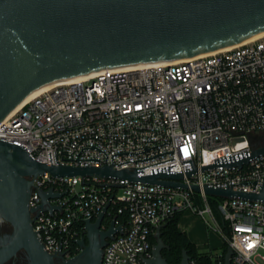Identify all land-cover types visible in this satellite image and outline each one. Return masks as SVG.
Here are the masks:
<instances>
[{"label":"built area","instance_id":"2783aa9c","mask_svg":"<svg viewBox=\"0 0 264 264\" xmlns=\"http://www.w3.org/2000/svg\"><path fill=\"white\" fill-rule=\"evenodd\" d=\"M0 139L49 165H107L135 169L139 177L183 173L180 181L187 187L115 176L37 175L29 207L40 205V190L60 193L49 198L53 211H40L32 221L51 253L73 256L69 242L80 239L82 222L110 203L107 216L123 231L108 239L102 264H146L153 254L150 236L186 210L228 242L232 264H264V202L213 196L220 219L203 189L257 192L264 182V153L253 155L264 147V35L56 84L0 122ZM245 158L242 165H230ZM188 170L195 171L187 176ZM116 211L127 213V224L112 216Z\"/></svg>","mask_w":264,"mask_h":264},{"label":"water","instance_id":"95a60500","mask_svg":"<svg viewBox=\"0 0 264 264\" xmlns=\"http://www.w3.org/2000/svg\"><path fill=\"white\" fill-rule=\"evenodd\" d=\"M264 31V0H0V122L32 92L46 85L105 70L168 62L243 42ZM264 153V147L253 155ZM248 158L230 165H242ZM214 165L204 166L203 169ZM53 176H115L132 181L187 187L183 173L139 177L135 169L111 166L46 164L19 145L0 139V218L13 231L0 240V264L25 250L27 264H102L108 239L123 231L115 217L107 228L108 203L95 219H85L79 252L67 258L51 253L34 229L40 211L55 208L49 198L60 193L40 190L42 201L29 207L33 179ZM195 170H188L190 176ZM193 189L200 191L197 184ZM212 196L264 202V182L257 192L204 186ZM156 229L152 257L146 264H170ZM87 239V241H86ZM228 248L224 264H232ZM181 264H191L183 250Z\"/></svg>","mask_w":264,"mask_h":264},{"label":"trees","instance_id":"16d2710c","mask_svg":"<svg viewBox=\"0 0 264 264\" xmlns=\"http://www.w3.org/2000/svg\"><path fill=\"white\" fill-rule=\"evenodd\" d=\"M208 198L218 214L216 207L217 198L213 196H209ZM183 212L184 211L175 212L161 228V236L166 244V246L162 249V255L168 260L170 264H181L183 250H186L190 255V260H194L195 264H224L225 254L229 248L228 242L226 240L223 241V245L221 247L222 250L219 255H213L210 251L199 250L196 243L190 238L188 233L185 230H182L179 226V220ZM114 215H117V219L120 221V223L127 224V213H118L116 211L112 216ZM218 216L221 219L219 214ZM84 234L85 223L82 222L78 231V235L81 237ZM150 240L153 245L156 243L155 234L150 236ZM69 248L72 255L79 252L78 243L75 239H72L69 242Z\"/></svg>","mask_w":264,"mask_h":264},{"label":"rangeland","instance_id":"374dc122","mask_svg":"<svg viewBox=\"0 0 264 264\" xmlns=\"http://www.w3.org/2000/svg\"><path fill=\"white\" fill-rule=\"evenodd\" d=\"M179 226L192 231L195 238L198 239L199 246L197 245V247L199 250H207L209 244L212 247H220L223 245L222 238L217 234L207 232L208 230L201 218L191 211L186 210L182 213ZM202 242H205L206 245H203Z\"/></svg>","mask_w":264,"mask_h":264},{"label":"flooded vegetation","instance_id":"af4514ba","mask_svg":"<svg viewBox=\"0 0 264 264\" xmlns=\"http://www.w3.org/2000/svg\"><path fill=\"white\" fill-rule=\"evenodd\" d=\"M113 217L107 216L104 219V222L107 223L111 221ZM13 231V226L10 222L0 218V240L7 234H10ZM3 264H27L26 252L25 250H19L16 255L12 256Z\"/></svg>","mask_w":264,"mask_h":264},{"label":"bare ground","instance_id":"6f19581e","mask_svg":"<svg viewBox=\"0 0 264 264\" xmlns=\"http://www.w3.org/2000/svg\"><path fill=\"white\" fill-rule=\"evenodd\" d=\"M264 35V31L263 32H261V33H259V34H257V35H255V36H253V37H251V38H249V39H247V41L248 40H251V39H255V38H257V37H261V36H263ZM139 66H141V65H138V66H131V67H127V68H136V67H139ZM96 73V72H95ZM95 73H92V74H89V75H87V76H82V77H77V78H72V79H67V80H62V81H58V82H55V83H52V84H49V85H46V86H44V87H42V88H40V89H38V90H35L34 92H32L21 104H19L18 106H17V108L18 107H20L24 102H26L27 100H29V99H31V98H33L35 95H37V94H39L40 92H42V91H44L45 89H48V88H50V87H53L54 85H56V84H61V83H72V82H75V81H78V80H80V79H83V78H86V77H90V76H92V75H94ZM16 108V109H17Z\"/></svg>","mask_w":264,"mask_h":264},{"label":"crops","instance_id":"0c3cea01","mask_svg":"<svg viewBox=\"0 0 264 264\" xmlns=\"http://www.w3.org/2000/svg\"><path fill=\"white\" fill-rule=\"evenodd\" d=\"M180 228H181L182 230H185V231L188 233V235L190 236V238L196 243V245L199 246L198 239L195 238V236H194V234L192 233L191 230H189V229H187V228H185V227H180ZM207 232L214 233V234H217L218 236H220L218 233L213 232V231H207ZM220 237H221V236H220ZM222 240H223V239H222ZM223 241H224V240H223ZM202 244H203V245H206L205 242H202ZM221 247H222V246H220V247H212V246L209 244L208 249H207V250H204V251H210L213 255H219L220 252H221V250H222ZM198 249H199V248H198ZM201 251H202V250H201Z\"/></svg>","mask_w":264,"mask_h":264}]
</instances>
